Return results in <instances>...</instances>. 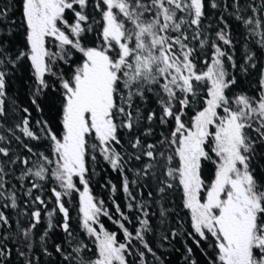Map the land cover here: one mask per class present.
I'll return each mask as SVG.
<instances>
[{
    "label": "snow or ice",
    "instance_id": "1",
    "mask_svg": "<svg viewBox=\"0 0 264 264\" xmlns=\"http://www.w3.org/2000/svg\"><path fill=\"white\" fill-rule=\"evenodd\" d=\"M231 7L230 15L246 29L245 39L258 36L256 44L264 51V0L243 4L232 0ZM206 8L220 9L221 4L218 0H7L0 6V98L6 95L8 66L15 68L25 60L37 83L34 105L35 96L49 86L46 77H55L53 88L58 81L62 89L61 130H52L47 122L42 125L52 157L40 153L45 165L35 171L28 168L19 179L34 176L45 181L50 170L58 183L61 191L53 187L52 192L63 221L54 225L56 210L48 211V226L40 240L43 246L48 232L60 227L71 248L65 252L62 245L55 246L63 261L129 264L133 240L159 261L146 239L154 232L151 217L157 213L148 209L155 204L160 224L176 214L181 227L172 228L171 236L192 239L208 255V264H264V166L256 163L264 160V69L258 98L233 95L238 83L235 72L246 74L250 67L256 68V53L245 45L243 63L238 64L234 50L230 53L217 42L233 48L229 25L221 16L224 28L212 38L203 25ZM14 9L19 10L18 20ZM227 10L225 5L223 11ZM248 10L251 15L245 16ZM92 33L94 41L89 40ZM152 102L156 109L151 108ZM189 110L194 114L186 120ZM5 115L0 99V116ZM157 122L170 126L169 134L162 132L156 143L145 145L142 137L154 135ZM23 124L25 136L39 139L29 129L27 118ZM140 130L142 135H137ZM123 131L133 152L120 151L125 148ZM97 152L120 175L127 208L140 213L134 233L125 226L123 221H131L115 199L112 214L103 200L90 194L89 177L96 172L94 168L90 172L88 160L95 162ZM0 153L9 157L8 149L0 147ZM133 161L142 167L130 166ZM23 162L28 163L27 159ZM16 163L11 158L0 162V189L9 175L5 166ZM108 184L115 193L117 186L111 181ZM132 186L149 188L148 200L137 201ZM40 187L32 184V188ZM74 192H79L81 227L92 238L93 249L83 242L73 246L72 217L63 198H71ZM26 194L31 195V188ZM8 199L16 209L14 193ZM35 202L45 203L40 196ZM180 209L187 210L190 232L183 231ZM31 216L34 222L28 228L17 220L16 232L9 231L0 239V264H7L11 254L5 242L15 243L18 235L29 252L32 250L33 230L41 221V212L33 211ZM101 217L118 226L123 242L117 232L106 229ZM4 227L10 229L11 225L0 211V228ZM160 239L169 237L161 231ZM202 242L213 250L214 257ZM43 250L52 255L47 248ZM84 252L93 258L86 259ZM187 252L190 256L192 249ZM137 254L144 264L145 252L137 250ZM19 255L26 257L24 251ZM25 264L32 261L26 258Z\"/></svg>",
    "mask_w": 264,
    "mask_h": 264
},
{
    "label": "trees",
    "instance_id": "2",
    "mask_svg": "<svg viewBox=\"0 0 264 264\" xmlns=\"http://www.w3.org/2000/svg\"><path fill=\"white\" fill-rule=\"evenodd\" d=\"M221 4L220 9H211L206 8V17L203 19V25L207 29L208 34L215 38V33L220 29L224 28V24L220 22L221 16H223L226 23L229 25L230 36L233 41V48L222 45V42L217 41L221 46L230 53L234 50V58L238 64L243 63V57L245 55V45H247L250 51L256 53V68H249L248 72L245 74L240 71H236L235 75L237 76L238 83L232 89L233 95L244 93L252 97L259 96L260 93V76L261 69L264 68V51H262L259 45L256 44V40L259 39L258 36H249L247 39L246 29L242 24L237 21L234 16L230 15L234 10L231 7L232 0H218ZM250 0H241V3H247ZM7 3V0H0V6ZM256 3H260V0H256ZM227 5V11H223L224 6ZM15 17L19 19V10L14 9ZM251 15V11L248 10L245 13V16ZM257 18H261L258 14ZM97 19H99L97 15ZM211 25V28L208 26ZM96 35L94 33L89 34V40L94 41ZM195 43V42H194ZM90 46V45H89ZM51 47V45H49ZM210 54V49H206ZM77 62H79L77 60ZM63 69L67 71V66L62 65ZM9 75L6 78V95L3 98L4 100V109L6 112L5 116H0V137L4 139L0 140V147L9 150V157H5L0 153V162L11 159H16L17 163L15 165H6L5 171L9 172V175L4 177L5 184L0 192L4 193L3 197H0V211L9 218L11 228L8 227L0 228V239H3L5 233L16 232V222L20 221V224L23 228H28L31 223L34 222L31 213L33 211L39 210L41 212V221L33 230V247L29 252L28 248L21 241L19 235L16 238V242L13 243L11 240L6 241L7 248L10 249L11 254L7 264H25V259H30L32 264H75V260L63 261V258L60 254L55 252V246L57 244L62 245L65 252H70L71 248L67 243L66 233L60 227H55L48 232V235L45 238L43 243L40 240V237L44 234L45 229L48 226L49 217L47 215L48 211L55 209V214L52 217V223L54 225H59L63 221V215L59 213L55 196L52 192V188L56 187L58 191L61 189L58 186V183L54 181L49 173H46L47 179L45 181H40L34 176H27L23 180L19 179L21 174L27 171L28 168H32L33 171L37 170L40 166L45 165L40 157V153L52 157L50 142L45 138V131L42 130V125L44 122H47L49 128L54 131L59 132L62 128L61 125V113H62V104L63 97L61 95L62 89L59 87V82H55V89L53 88V81L55 77H46L48 80V88L44 89L40 95L35 96L37 105L39 109L37 110V105L32 103L34 98V93L36 92L37 83L35 76L33 74L30 62L21 61L15 68H12L11 65L8 66ZM60 71V67L56 69ZM231 70V69H230ZM196 107H199L197 105ZM143 108H148V105H144ZM151 108L156 109L157 106L154 102L151 103ZM24 109H28L27 112ZM194 114L193 110H189L185 119ZM27 118L29 121L28 127L33 133L39 137V139H32L27 137L22 132L24 127L23 120ZM37 121H40V124H37ZM146 123V122H145ZM9 129L11 131H9ZM170 126L160 125L158 122L153 125L154 135L148 137H142L145 145L147 143H156L157 140L161 138V133L165 135L169 134ZM137 135H142V130L136 133ZM19 138V139H17ZM121 139L125 144V148L120 149V151L127 150L128 152H133L130 145L128 144V135L126 131L121 132ZM32 148V152H29L27 148ZM35 153V154H34ZM97 160L93 162L89 157L88 167L91 170L94 168L96 175H90L89 177V189L90 194L96 200H103L105 206L108 208L110 213L115 214V206L113 205V199L120 205L122 211L130 219L128 221H123L125 226L131 232H135L137 224V217L140 215L139 211L135 208L129 210L127 208L128 200L126 199L125 194L120 190L121 177L118 173L113 172L111 167L106 161L103 160L99 152L96 154ZM27 159L28 163L25 164L23 161ZM144 162L147 163V158H144ZM259 166H264V160H258L256 162ZM132 167H142V164L138 161H133L130 165ZM211 168V165L208 166ZM209 173L206 171V176ZM129 179L133 178L131 172H128ZM111 181L112 184L117 186V191L115 193L111 192V186L108 182ZM77 187L80 189L78 180ZM36 183L41 185L40 188H32V184ZM151 183V181H149ZM143 184V182H141ZM23 185V186H21ZM31 188V195L26 193ZM130 190L136 196V200H148V191L147 187H136L132 186ZM141 192L143 195H141ZM16 197L17 208L13 209L10 207L11 200L8 199L10 194H13ZM36 196H40L42 200L45 201L44 204L35 202ZM65 206L69 209L70 215L72 217L70 221L71 230L75 236V241L73 246L77 242H83L88 246L89 249L94 248L93 240L90 238L87 233L81 227V215L79 213V192H74L71 198L64 197ZM176 203L179 204V196L176 197ZM9 205L5 207V205ZM150 213H157L151 217V225L154 228V232L148 233L146 239L149 242L150 247L153 249L156 257H159V261L153 257L152 253L147 252L146 249H143L139 241L133 240L131 246V255L127 256L129 264H141L140 257L137 254V250L144 251V264H191V261H195L196 264H208V255L205 254V251H202L201 248L197 247L193 243L192 239L187 238L186 235H179L176 238L171 236V229H179L181 225L177 223V216L173 214L169 217V220L161 225L159 222L158 209L153 204V206L148 209ZM21 213H27L26 215H21ZM179 219L183 222L182 227L184 233L190 232V219L187 214V210H179ZM119 217L114 215V219ZM101 221L106 227L107 230L112 232H117L120 240L123 242V233L118 229V226L113 223L112 220H109L107 217H101ZM161 231L163 234L168 235L169 239L164 241L160 239ZM203 248L208 254H211L213 257L215 253L211 248H208L206 242H202ZM44 248H47L49 252L52 253L51 256H48L44 253ZM187 248L192 249V253L189 256ZM19 251H24L26 257H21ZM86 259L93 258L89 252L83 253Z\"/></svg>",
    "mask_w": 264,
    "mask_h": 264
},
{
    "label": "rangeland",
    "instance_id": "3",
    "mask_svg": "<svg viewBox=\"0 0 264 264\" xmlns=\"http://www.w3.org/2000/svg\"><path fill=\"white\" fill-rule=\"evenodd\" d=\"M264 69V68H263ZM80 190L82 191V185H81V187H80Z\"/></svg>",
    "mask_w": 264,
    "mask_h": 264
}]
</instances>
